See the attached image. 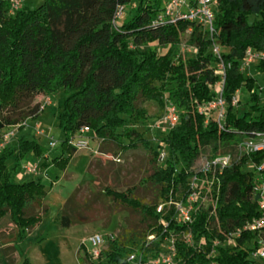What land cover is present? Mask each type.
I'll return each instance as SVG.
<instances>
[{
  "label": "trees",
  "instance_id": "trees-1",
  "mask_svg": "<svg viewBox=\"0 0 264 264\" xmlns=\"http://www.w3.org/2000/svg\"><path fill=\"white\" fill-rule=\"evenodd\" d=\"M118 4L129 10L115 24ZM163 4L164 0H137L134 6L132 0H43L34 9L19 4L11 10V0H0V128L22 127L41 110L33 103L37 95L63 88L66 97L58 118L65 150L76 151L68 140L86 126L91 138L112 142L120 151L142 147L149 152L144 181L156 189V201L144 203L135 195V185L104 189L113 203L138 213L147 231L108 240L97 259L84 251L81 258L88 264H132L126 256L133 251L150 261L160 256L163 242L170 238L176 264H255L246 247L252 236L244 233L229 246L224 233L257 215L250 196L253 175L246 166L258 156L242 157L220 174L197 172L203 184L193 202L191 223L177 225L169 201L186 198L188 179L194 174L190 167L204 149L213 156L223 147H233L242 135L264 131L260 87L241 71L248 49L264 52V0H216L213 7V36L226 48L220 56L229 65L221 94V126L215 109L198 111L199 105L218 96L219 59L212 53L209 33L184 19L156 22ZM184 33L189 34L193 55L178 50ZM256 68L264 71V59L257 60ZM243 85L250 90L249 108L238 113L232 100ZM141 100L164 108L172 104L178 113L176 124L162 130L156 147L137 128L147 119L138 105ZM161 148L166 156L159 161ZM30 150L39 153L41 147L22 136L0 147V218L8 215L20 236L36 227L46 209H34V201L43 194L40 179L14 182L6 164L12 155L17 165ZM159 204H164L161 212L156 211ZM70 224L66 215L60 217L62 227ZM149 235L154 238L148 240ZM13 251L12 246L6 249L10 263Z\"/></svg>",
  "mask_w": 264,
  "mask_h": 264
},
{
  "label": "rangeland",
  "instance_id": "rangeland-1",
  "mask_svg": "<svg viewBox=\"0 0 264 264\" xmlns=\"http://www.w3.org/2000/svg\"><path fill=\"white\" fill-rule=\"evenodd\" d=\"M42 1L19 0V7L24 5L34 9ZM136 2L137 0H132L131 6ZM128 10L127 8L124 16ZM188 39L189 34L184 33L178 50L193 55L194 47ZM220 49L226 51L222 46ZM164 50L160 49V52ZM256 63L257 59L253 57L250 62H244L241 71L245 76H252L260 87L257 88L260 96L258 104L264 107V71L257 70ZM250 96V90L245 85L236 92L234 106L238 113H243L249 108ZM65 97L63 88H57L49 94L37 95L33 103H39L41 110L35 118L28 119L22 127L0 128V142L4 146L13 145L17 136L40 145L41 152L27 151L17 165L14 156L11 155L6 164L14 182L39 177L43 184V194L34 201V209L41 212L44 207L46 208L36 227L23 236L20 237L18 232L12 233L8 229L0 232V264H24L25 260L30 264H88L81 257L84 251L90 252L92 249V245L87 241L90 235L101 234L104 243L98 250L102 251L106 249L107 241L111 237L119 238L128 232L142 235L147 231V223L141 220L138 213L113 203L105 195L104 189L109 186L116 190H125L135 185L134 193L144 203L156 201V189L144 181L149 167V152L142 147L120 151L114 143H101L100 138H91L90 135L88 149L76 150L73 153L65 150L64 130L58 118ZM138 105L146 110L147 119L144 126L139 124L137 128L143 131L145 138L156 147L161 132L166 127L161 120L166 107H160L154 101L142 100ZM51 136L56 141L54 147L49 144ZM227 150L231 153L234 151L232 146H228L223 147L221 152ZM209 154L210 149H204L191 165L190 171L193 173L199 171L202 159ZM55 158H58L56 162ZM24 164H37L40 170L36 174L26 172ZM251 167V164L246 166L248 169ZM201 201L204 205L208 203L205 198ZM62 215L68 217L71 223L69 227L60 225ZM7 220H11L9 216L1 218L0 228L7 227ZM169 241L170 239H166L163 242L165 248L169 246ZM3 243L14 245L16 251L14 262L10 263L5 257ZM81 244L83 248L79 249Z\"/></svg>",
  "mask_w": 264,
  "mask_h": 264
},
{
  "label": "built area",
  "instance_id": "built-area-1",
  "mask_svg": "<svg viewBox=\"0 0 264 264\" xmlns=\"http://www.w3.org/2000/svg\"><path fill=\"white\" fill-rule=\"evenodd\" d=\"M216 0H167L163 5L162 10L157 15L156 22H175L178 19H184L201 24L209 33V37L212 41L211 50L212 53L217 56L218 70L217 74L220 76V81L216 84L218 88V96L214 101H211L204 105L198 106V111L207 114L209 109H215L217 113V122L221 126V122L224 118L225 103L221 97L223 80L225 76V67L222 58L220 56V45L215 41L214 33V13L213 7ZM19 0H11V10H16L19 6ZM125 13V7L121 4L116 6L113 22L118 24ZM255 57L257 60L264 59V52H255L250 49L246 51V55L243 59L244 62H250ZM232 104H236L235 97L232 100ZM166 127H172L178 120V113L174 105L168 104L165 112L161 118ZM91 129L84 126L77 130V132L68 140V144L76 150L89 148V133ZM40 130L38 134H40ZM6 138V137H4ZM49 144L54 147L56 141L50 137ZM101 141V140H100ZM3 143L0 142V147ZM233 152L229 150L226 152H219L213 156H205L200 164V169L197 172H207L212 175L220 174L221 171L239 162L242 157L258 156V161L249 160L247 166L251 164V168H247L253 175L252 185L250 190V196L255 201L257 215L247 220L241 226L235 227L224 233L225 242L229 246H234L241 237L242 234H250V239L247 241L246 247L249 250L250 258L254 260L255 264H264V131H256L251 135H242L234 144ZM165 151L163 148L159 150V161L164 160ZM119 160V159H117ZM26 172L36 174L39 170L37 165L24 164L23 166ZM188 179V191L184 200L169 201V204L174 206V218L177 225L189 224L192 222V209L193 202L198 197L199 189L203 184V180L197 177L196 173ZM206 199V198H205ZM208 201V200H207ZM164 204H159L156 211L161 212ZM153 235L147 237L148 240H152ZM190 235L186 236V241H189ZM114 238L111 237L110 240ZM87 241L92 245L90 254L92 258L97 259L100 254L98 250L104 243L101 234L94 233L87 238ZM169 246L164 247L162 244V251L159 257L151 259L150 261H144L142 253L133 251L126 256V260L132 264H176L174 262V245L173 239L170 238ZM214 244H218L215 240Z\"/></svg>",
  "mask_w": 264,
  "mask_h": 264
},
{
  "label": "crops",
  "instance_id": "crops-1",
  "mask_svg": "<svg viewBox=\"0 0 264 264\" xmlns=\"http://www.w3.org/2000/svg\"><path fill=\"white\" fill-rule=\"evenodd\" d=\"M48 156L46 155L45 156V158H47ZM35 165H37V164H35ZM37 166H39V165H37ZM39 170H40V168H39ZM39 178V177H38ZM6 216H8V215H5V216H3V218L4 217H6ZM2 218V217H1ZM1 218H0V220H1ZM11 221V220H10ZM9 220H7V227H2V228H0V232L2 231V230H4V229H8L9 231H12V233H14V232H18V230H17V228H16V226L13 224V223H11ZM26 232H29V231H24V233H22V235L21 236H23ZM18 234H19V232H18ZM8 235H10V234H8ZM20 236V235H19ZM20 236V237H21ZM5 239V238H4ZM2 246H5L4 247V250H5V257L7 258V253H6V249L7 248H9V247H14V245H12L11 243H3L2 244ZM12 256H13V258H14V261H15V259H16V251H15V247H14V251L12 252V254H11Z\"/></svg>",
  "mask_w": 264,
  "mask_h": 264
}]
</instances>
